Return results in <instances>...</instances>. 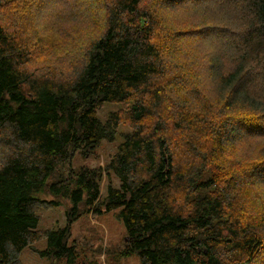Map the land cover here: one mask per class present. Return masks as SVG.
<instances>
[{"label":"trees","instance_id":"obj_1","mask_svg":"<svg viewBox=\"0 0 264 264\" xmlns=\"http://www.w3.org/2000/svg\"><path fill=\"white\" fill-rule=\"evenodd\" d=\"M250 1L256 22L249 31L255 30L245 35L248 39H240L245 45L264 38V0ZM103 2V12H97L103 14L105 30L89 38L84 62L74 76L60 79L26 68L25 44L2 21L5 2L0 0V138L9 129L10 136L3 138L13 148L0 163V264H21V252L40 239L36 205L61 204L42 199L45 191L71 204L66 225L46 231L47 246L37 250L43 258L89 264L77 263L76 246L69 244L71 225L85 205L99 215L115 212L126 229L128 249L142 264H255L264 250V218H243L235 212L242 177L217 156L219 152L229 162L237 156L225 132L236 117L262 118L254 135L264 136V99L254 96L247 85L255 66L241 55L234 70L215 69L221 92H227L224 97L220 94L212 102L197 93L200 109L189 106L188 98L170 107L169 85L179 78L173 76L164 84L153 79L166 76V53L185 33L172 30L148 0ZM188 2L200 4L163 0V6ZM212 66H217L214 60ZM128 101L127 116L138 127L125 134L107 165L109 180L113 171L120 184L109 182L102 201L103 170L74 167L73 159L77 154L87 157L104 139L115 140L121 113L114 111L103 122L97 112L106 103ZM181 149L192 153L194 160L180 164L176 157L184 156ZM208 165L217 171L203 179ZM261 174L264 177V155L250 163L243 182ZM216 184L218 189L211 191ZM184 201L189 205L179 207L177 203ZM232 254L238 255L237 263H230Z\"/></svg>","mask_w":264,"mask_h":264},{"label":"rangeland","instance_id":"obj_2","mask_svg":"<svg viewBox=\"0 0 264 264\" xmlns=\"http://www.w3.org/2000/svg\"><path fill=\"white\" fill-rule=\"evenodd\" d=\"M4 2L2 21L25 44L29 59L26 68L38 74L55 75L60 79L71 78L84 62L89 38L102 34L105 30L103 14L97 12H103V0H4ZM148 3L172 30L185 33L177 36L176 42H171L169 54L166 53L165 58L169 66L166 76L153 79V83L164 84L173 76L179 78L178 82L172 81L169 85L170 98L167 104L170 107L177 102L180 103L182 98H188L192 102L189 106L194 105L200 109L194 97L197 93L202 99L206 98L212 102L220 99V94L224 97L227 92H221L220 77L215 75V69L217 73L220 69H228L226 72L234 70L242 59L241 55L243 57L247 55L246 60L250 67L255 66L247 76L250 92L264 99V38L257 37L246 45L240 41L242 38L248 39L245 35L255 30L249 31L256 22L250 0H200L198 6L192 2L181 6H163V0H148ZM200 5L203 6L199 7ZM245 49L254 50L255 53H247ZM213 60L217 66H212ZM257 65L262 67L257 69ZM150 99L152 100V97ZM129 108V101L104 104L97 112L103 122L114 111H119L122 115L115 140L104 139L93 152L87 154V157L77 154L73 159L74 167L87 165L103 170L102 201L106 197L109 182L114 186L120 184L113 171H110L109 180L107 165L124 140L125 134L138 127V124L133 123L127 116ZM162 115H167L164 107ZM241 121L245 122L246 126L238 128ZM260 123H263L262 118L257 120L234 118L227 124L225 132L237 156H233L234 159L229 162L217 152L218 158L227 164L234 174L242 177L238 182L239 184L241 181V186L235 194L234 210L243 218L245 216L264 218L263 174L258 175L257 180L247 179V182H243V175L250 163L257 162L264 155V136L254 135L258 133V127H262ZM247 127L252 129L251 132L246 131ZM150 129L151 125L147 122L144 132L148 133ZM239 132L250 136L244 138L234 134ZM3 135L10 136L9 129L0 138V163L13 152V148L5 145L6 139ZM231 148L230 146L229 150ZM180 152L184 154L176 157L180 164L195 158L192 153L184 152V149ZM215 171H217L215 165H208L202 178L210 177ZM217 184L211 191L218 189ZM41 198L56 199L61 204L53 206L44 202L36 205L35 211L40 219L37 230L41 236L21 252V264H68L65 258L57 261L43 258L37 250L46 248L48 229L66 225V210L71 203L68 199H57L47 191L41 194ZM178 198L181 200V195H178ZM177 204L180 207L182 204L189 205V202ZM82 206L84 212L71 225L69 238V244H74L77 249V263L142 264L139 256L128 249L126 229L117 219L115 212H104L99 215L89 212L85 205ZM232 257L233 261L230 263H237L238 255L232 254ZM256 263L264 264V250L255 258Z\"/></svg>","mask_w":264,"mask_h":264}]
</instances>
